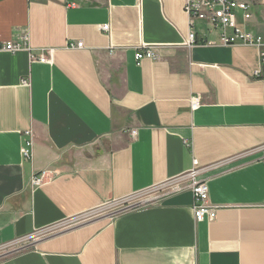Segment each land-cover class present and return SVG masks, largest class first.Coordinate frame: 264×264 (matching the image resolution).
<instances>
[{
  "label": "crops",
  "instance_id": "crops-1",
  "mask_svg": "<svg viewBox=\"0 0 264 264\" xmlns=\"http://www.w3.org/2000/svg\"><path fill=\"white\" fill-rule=\"evenodd\" d=\"M246 1L239 23L264 38V0ZM190 24L185 0H0V43L53 50L43 64L0 49V264H264L260 50ZM142 48L155 58L138 62ZM195 169L212 221L196 222L185 182L142 209L54 228Z\"/></svg>",
  "mask_w": 264,
  "mask_h": 264
},
{
  "label": "built area",
  "instance_id": "built-area-1",
  "mask_svg": "<svg viewBox=\"0 0 264 264\" xmlns=\"http://www.w3.org/2000/svg\"><path fill=\"white\" fill-rule=\"evenodd\" d=\"M185 12L188 14L191 19V27H195V22H202L210 29L212 32H218L221 38L222 44L225 46H233L236 44H243L245 46L257 47L260 50V69L254 73V76L257 78H264V38L260 35H256L245 30L239 23V14H241L244 21H249L252 18L251 14V5L246 0H185ZM103 30L108 31L109 26H104ZM196 33L191 32L189 36V45L195 44ZM27 36L22 39V42H5L0 43V49L8 52H18L22 49H28L31 62H41L43 64L50 63L52 61L53 50H42L40 55L29 49L27 44ZM71 49H83V42H72L68 45ZM149 58L154 59L155 54L151 48H142L136 55V60L141 62L143 59ZM26 84V81H24ZM201 105V98L199 96L193 97L191 99L192 109L195 110ZM27 135L29 138L25 141L24 145L21 148V153L25 160L32 158L33 152V141L31 139V133L28 132ZM132 136L136 137L137 132L133 131ZM199 170L195 169L189 174L182 176L170 182L168 184H163L155 187L154 190L157 191L154 195L148 197L146 200H142L138 204H130L129 199L120 200L112 202L106 205L103 209L93 211L85 216L75 218L66 223L65 226L54 227L57 230H65L72 228L75 225L84 224L86 222L92 221L94 218L100 216H117L110 215V210L123 206L120 214L142 209L149 204L157 201L159 195L165 191L170 190L172 192H181L185 189L184 183L190 182L191 184L188 188L192 191L194 196V215L197 223L204 222L206 220H214L217 214V207L210 204L209 201V185L206 182H200L197 180ZM45 173L39 175H34L31 179V184L35 187H39L44 183ZM144 194V193H143ZM140 195V194H138ZM53 228V229H54ZM50 230V229H49ZM46 232V231H45ZM45 232H37L33 235V239L41 235H44ZM16 245V244H15ZM10 247V246H9ZM14 248L11 252L21 249ZM6 252L5 254H7Z\"/></svg>",
  "mask_w": 264,
  "mask_h": 264
},
{
  "label": "rangeland",
  "instance_id": "rangeland-1",
  "mask_svg": "<svg viewBox=\"0 0 264 264\" xmlns=\"http://www.w3.org/2000/svg\"><path fill=\"white\" fill-rule=\"evenodd\" d=\"M45 180H46V178L44 177V183H45ZM43 183V184H44ZM155 193H157V191L156 190H154V189H152L151 191H148V192H146V193H144V194H140V195H135V196H133L130 200H129V204L128 205H130V204H138L139 202H141L142 200H146L148 197H150V196H152V195H154ZM123 206H125V205H123ZM123 206H119V207H117V208H114L113 210H110V212H109V214L110 215H120V212H121V210L123 209ZM35 235V234H34ZM33 237L34 236H31L29 239H30V241H32V239H33ZM27 242V241H26ZM26 242H19V243H17L16 245L15 244H13V245H10V248L8 249V250H13L14 248H19V247H21V246H23V244H26ZM29 242V241H28ZM7 251V250H6ZM8 254V253H7Z\"/></svg>",
  "mask_w": 264,
  "mask_h": 264
}]
</instances>
